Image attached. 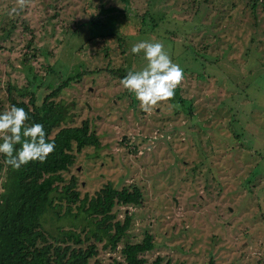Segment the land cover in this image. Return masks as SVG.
I'll return each instance as SVG.
<instances>
[{
  "label": "rangeland",
  "instance_id": "1",
  "mask_svg": "<svg viewBox=\"0 0 264 264\" xmlns=\"http://www.w3.org/2000/svg\"><path fill=\"white\" fill-rule=\"evenodd\" d=\"M261 1L253 10L249 0H31L10 16L16 0H0V102L7 82L45 95L80 73L54 100L68 108L62 126L87 119L100 147L75 152L63 176L76 177L81 197L106 183L142 191L140 205L114 206L131 225L116 250L98 243L102 262L122 260L123 243L149 233V262L264 264ZM142 41L162 42L184 72L174 98L151 112L108 68L142 70L143 51L131 52ZM56 202L41 218L46 232L86 227L84 215H65V200Z\"/></svg>",
  "mask_w": 264,
  "mask_h": 264
},
{
  "label": "trees",
  "instance_id": "2",
  "mask_svg": "<svg viewBox=\"0 0 264 264\" xmlns=\"http://www.w3.org/2000/svg\"><path fill=\"white\" fill-rule=\"evenodd\" d=\"M261 3L264 8V0ZM258 4V0L248 2L253 10ZM23 31L34 36L27 25ZM117 38L124 47V40ZM108 68L113 74L117 71L121 79L128 74L124 68ZM80 75L61 79L62 83L45 95L38 94V85L17 87L7 82L6 104L0 102V113L13 105L23 108L28 114L26 124H42L46 140L55 143V150L43 162H29L18 170L6 165V157L0 154V176L2 171L4 175L0 183V264H89L91 259L94 264H106L98 257V243H102V249L116 250L132 219L129 214L123 220L116 219L114 206L141 204L143 194L136 185L118 189L106 183L93 196L81 197L76 177L63 176L75 162V152L88 146L100 147L99 137L87 119L80 125L62 126L68 122V108L54 100L71 79ZM63 199L67 203L65 215H84L88 219L87 228L59 229L56 234L44 230L42 216ZM71 205L77 208L74 213ZM153 247V236L146 233L138 242H124L120 249L123 259L113 258L107 264H180L159 255L147 261L144 254ZM209 264L216 263L210 259Z\"/></svg>",
  "mask_w": 264,
  "mask_h": 264
},
{
  "label": "clouds",
  "instance_id": "3",
  "mask_svg": "<svg viewBox=\"0 0 264 264\" xmlns=\"http://www.w3.org/2000/svg\"><path fill=\"white\" fill-rule=\"evenodd\" d=\"M9 15H16L31 4V0H16ZM144 53L147 61L139 71H129L120 80L121 86L134 94L140 107L151 112L160 102L174 98L175 90L184 79L183 69L172 61L159 41H142L132 46L131 52ZM28 114L21 107L10 106L0 113V154L6 157L5 164L14 170L29 162H43L55 150V143L46 140L44 126L40 123L26 124ZM20 145L19 149L15 146Z\"/></svg>",
  "mask_w": 264,
  "mask_h": 264
}]
</instances>
